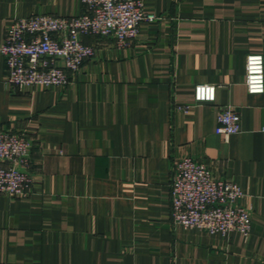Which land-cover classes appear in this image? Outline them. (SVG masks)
<instances>
[{
    "label": "crops",
    "instance_id": "crops-1",
    "mask_svg": "<svg viewBox=\"0 0 264 264\" xmlns=\"http://www.w3.org/2000/svg\"><path fill=\"white\" fill-rule=\"evenodd\" d=\"M143 2L160 18L128 47L86 36L97 53L67 85L16 89L0 52V128L33 138L30 194L0 193V264H264V92L246 86L248 54L264 55V0ZM83 7L0 0V46L16 17ZM198 83L215 84L216 100L196 101ZM228 105L241 130L225 139L215 128ZM184 156L239 184L249 234L173 223Z\"/></svg>",
    "mask_w": 264,
    "mask_h": 264
},
{
    "label": "built area",
    "instance_id": "built-area-1",
    "mask_svg": "<svg viewBox=\"0 0 264 264\" xmlns=\"http://www.w3.org/2000/svg\"><path fill=\"white\" fill-rule=\"evenodd\" d=\"M83 11L74 16L34 13L16 17L7 27L0 52L7 79L16 89L24 86L69 84L83 63L97 53L86 36L113 37L118 47L131 46L143 22L160 15L148 12L143 0H83ZM246 86L250 93L264 92V55L250 53L246 59ZM217 86L198 83L196 101H215ZM189 112L191 105H177ZM241 114L232 105L221 108L216 132L225 139L241 130ZM27 131L0 128V193L25 197L33 183L31 150ZM242 188L218 176L212 167L191 156L176 159L171 175L172 221L210 233L233 230L249 234L251 209L241 203Z\"/></svg>",
    "mask_w": 264,
    "mask_h": 264
}]
</instances>
